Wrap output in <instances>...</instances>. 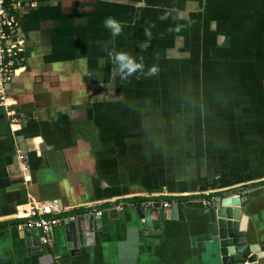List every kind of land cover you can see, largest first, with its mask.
<instances>
[{
	"label": "crops",
	"instance_id": "crops-1",
	"mask_svg": "<svg viewBox=\"0 0 264 264\" xmlns=\"http://www.w3.org/2000/svg\"><path fill=\"white\" fill-rule=\"evenodd\" d=\"M21 31L26 66L7 90L15 123L0 108V223L31 202L63 215L227 188L245 197L246 242L264 246V0H41ZM121 52L143 72L121 79ZM122 210L103 208L77 251L63 222L52 250L1 224L0 264H225L192 245L197 210L179 219L169 206L163 223L154 210L150 233Z\"/></svg>",
	"mask_w": 264,
	"mask_h": 264
},
{
	"label": "water",
	"instance_id": "water-1",
	"mask_svg": "<svg viewBox=\"0 0 264 264\" xmlns=\"http://www.w3.org/2000/svg\"><path fill=\"white\" fill-rule=\"evenodd\" d=\"M259 186L264 187V183ZM192 198V199H191ZM172 200L170 205L173 218L185 219L184 209L197 210L196 225L201 231L192 238V245L196 249L205 250L210 247L217 252L225 264L236 263L240 261L241 255H249V262H257L259 258L264 257V246L251 245L246 242L244 224L245 217L241 216V205L245 197L236 193L235 190L224 188L213 192L210 195L199 194L197 197H163L157 198L153 196L142 198H131L122 201L125 210L121 211V215L130 216V212L126 208L134 210L139 219L143 221L146 233L152 231V221L155 219L153 211L157 212V216L161 223L164 222L163 210L167 207L161 206L160 201ZM209 200V203L204 202ZM150 201L149 204L142 202ZM155 203H151L154 202ZM118 202H108L102 206L83 207L71 213L58 215L64 218V227L67 234L69 247L77 251L78 248L87 245L88 238L93 232L100 229L101 216L96 212L105 207H112ZM60 211H63L62 206ZM25 219H11L1 224H16L23 222ZM27 238V244L33 243L40 249V232L36 228L24 229ZM33 241V242H32ZM73 253V252H72Z\"/></svg>",
	"mask_w": 264,
	"mask_h": 264
},
{
	"label": "built area",
	"instance_id": "built-area-1",
	"mask_svg": "<svg viewBox=\"0 0 264 264\" xmlns=\"http://www.w3.org/2000/svg\"><path fill=\"white\" fill-rule=\"evenodd\" d=\"M41 0H0V108L3 109L6 118L10 124L15 123V114L11 108V102L8 98V85L22 69H25L27 61V51L25 39L21 31L23 14L36 9ZM220 178V176H216ZM214 190H204L202 194L210 195ZM218 190H215L216 192ZM169 195H159L153 197H168ZM170 197V196H169ZM131 199V198H126ZM123 201V200H122ZM119 201L112 206L118 209H124V204ZM115 202V201H109ZM151 202V203H155ZM209 203V200H204ZM108 203L107 201L105 204ZM149 204L150 201L142 202ZM161 206L169 207L172 200L160 201ZM97 205V204H96ZM23 215H20L17 209L14 219H25L23 222L16 223L20 230L26 228H36L40 232V244L52 250L55 245L53 237V228L64 221V218L55 215L51 204L41 202H31L22 209ZM102 210L96 212L101 215ZM53 264H62L60 257L53 255ZM246 261L244 264H248Z\"/></svg>",
	"mask_w": 264,
	"mask_h": 264
},
{
	"label": "clouds",
	"instance_id": "clouds-1",
	"mask_svg": "<svg viewBox=\"0 0 264 264\" xmlns=\"http://www.w3.org/2000/svg\"><path fill=\"white\" fill-rule=\"evenodd\" d=\"M104 24L107 28H109L113 34V36L119 35L122 31L121 23L118 22L113 17H108L105 19ZM147 45H145L146 47ZM116 61L119 65V70L122 73L121 79H125L126 77L132 76L134 73L143 72L144 64L143 62H137L132 56L127 53H118L115 57ZM159 72V68L155 65L148 68L147 76H153Z\"/></svg>",
	"mask_w": 264,
	"mask_h": 264
},
{
	"label": "bare ground",
	"instance_id": "bare-ground-1",
	"mask_svg": "<svg viewBox=\"0 0 264 264\" xmlns=\"http://www.w3.org/2000/svg\"><path fill=\"white\" fill-rule=\"evenodd\" d=\"M26 207H27V206H26ZM22 209H24V208L21 207V209H19V210H20V212H19L20 215H23V212H22L23 210H22Z\"/></svg>",
	"mask_w": 264,
	"mask_h": 264
},
{
	"label": "rangeland",
	"instance_id": "rangeland-1",
	"mask_svg": "<svg viewBox=\"0 0 264 264\" xmlns=\"http://www.w3.org/2000/svg\"><path fill=\"white\" fill-rule=\"evenodd\" d=\"M40 5V4H39Z\"/></svg>",
	"mask_w": 264,
	"mask_h": 264
},
{
	"label": "trees",
	"instance_id": "trees-1",
	"mask_svg": "<svg viewBox=\"0 0 264 264\" xmlns=\"http://www.w3.org/2000/svg\"><path fill=\"white\" fill-rule=\"evenodd\" d=\"M222 179V178H221Z\"/></svg>",
	"mask_w": 264,
	"mask_h": 264
}]
</instances>
